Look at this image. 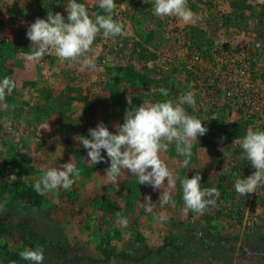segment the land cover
Segmentation results:
<instances>
[{"label":"rangeland","instance_id":"obj_1","mask_svg":"<svg viewBox=\"0 0 264 264\" xmlns=\"http://www.w3.org/2000/svg\"><path fill=\"white\" fill-rule=\"evenodd\" d=\"M79 2L96 14L98 0ZM67 3L0 0V81L15 82L0 100V264H30L20 252L37 247L43 264H264V185L246 196L234 189L255 171L241 140L250 128L264 129V0H187L189 21L154 15V0H115L123 31L96 35L85 54L95 67L54 53L28 61L27 27L48 12L66 18ZM49 92L72 99L59 105L43 98ZM187 92L195 102L183 107L207 132L192 141L187 165L174 144L160 157L172 188L165 178L153 190L127 170L109 182L102 162L89 166L84 147L74 145L98 122L115 131L128 96L139 105ZM65 162L78 169L72 187L36 192L43 171ZM197 173L201 189L218 193L205 197L214 203L202 213L183 201L181 180ZM163 190L174 205L161 204Z\"/></svg>","mask_w":264,"mask_h":264},{"label":"clouds","instance_id":"obj_2","mask_svg":"<svg viewBox=\"0 0 264 264\" xmlns=\"http://www.w3.org/2000/svg\"><path fill=\"white\" fill-rule=\"evenodd\" d=\"M98 6L105 14L90 16L87 8L79 0H68L67 17L61 13L48 12L46 18H36L26 30V36L31 42V51L25 53L28 61H38L44 56L54 53L61 60H76L83 56L82 64L95 67L94 59L85 54L98 33L103 31L105 37L122 34L123 26L113 19L115 0H98ZM153 13L158 17L177 16L189 21L193 13L187 6V0H154ZM15 82L10 78L0 81V100L6 92H11ZM167 95V90H160ZM131 107L125 110L123 122L116 125L115 131H110L103 123L88 130L86 136L76 139L87 150V162L94 166L100 162L108 163L103 174L109 182H117L122 172L127 170L138 178L139 184L150 185L153 190L161 189L167 178L169 188L175 186L173 172L161 160L159 153L167 151L174 144L178 154L185 157L187 165L192 155V141L203 136L207 127L203 121L188 114L183 105L195 102L192 92H187L178 101L163 100L157 102L145 101L134 105L132 97H127ZM240 147L246 159L255 171L248 176H242L234 181V189L240 195L256 193V188L264 185V129H248L243 136ZM102 151L105 154H102ZM78 175L77 167L71 162H65L59 169L49 168L34 184V189L41 195L47 191L62 187L68 190L74 184ZM185 210L203 212L214 200L205 197L218 196L213 188L201 189L199 173L181 180ZM151 201L150 197L146 198ZM162 205H174L169 191L160 194ZM147 211L151 212L149 204ZM166 217L161 215L163 221ZM121 226L126 227L128 220L119 219ZM22 259L30 264H43V248H26L20 252Z\"/></svg>","mask_w":264,"mask_h":264},{"label":"trees","instance_id":"obj_3","mask_svg":"<svg viewBox=\"0 0 264 264\" xmlns=\"http://www.w3.org/2000/svg\"><path fill=\"white\" fill-rule=\"evenodd\" d=\"M93 10H94V12H95L96 14H97V13H99V14H105V13L103 12V10L99 8L98 4H95V5H94ZM68 90H70V89H68ZM165 90H166V89H165ZM141 95H142V94H141ZM64 96H65V100H66V99H67V100L72 99V98H69L68 96L66 97V95H63V93L60 94V95H58V96L55 97V98H52L53 96L51 95L50 92L47 94V96L45 95V97H43V98L46 99L47 101H50V99H54V101L58 102V104L61 105V104H64V103H65V102H64L65 100L63 99ZM147 99H148L149 101H151V99H149V98H147ZM144 101H145V99L142 100V101H140V102L142 103V102H144ZM29 189H30V188H29ZM29 189L27 190L28 193L30 192V194H27L28 196L31 195L32 193H34V190L31 189V190L29 191Z\"/></svg>","mask_w":264,"mask_h":264},{"label":"crops","instance_id":"obj_4","mask_svg":"<svg viewBox=\"0 0 264 264\" xmlns=\"http://www.w3.org/2000/svg\"><path fill=\"white\" fill-rule=\"evenodd\" d=\"M24 60L26 61V59H24ZM12 61H13V60H12ZM23 66H24V65H23ZM12 68H13V67H12ZM66 85H67V84H66ZM46 87H47V86H46ZM64 88H65V87H64ZM47 89H48L51 93H54V90H52V89L50 90V88H48V87H47ZM58 95H60V94H58ZM58 95H57V96H58ZM57 96H56V97H57ZM92 100L95 101L96 99H92ZM95 102H96V101H95ZM95 105H97V104H95ZM95 105H94V107H93L94 110H96V106H95ZM82 112H83V111H82ZM79 144H80V142H78L77 144H76V142H74V145H79ZM78 152H80V151H78ZM82 153H83V154L87 153V150H86L85 148H83ZM102 154H105V155H106V153H104L103 151H102ZM159 154H160V157H161V156H163L164 154H166V152H165V151H161ZM105 164H106V162H102V167H103L102 169H104V171H105V169L108 167L107 164H106V166L104 167ZM126 179H128L127 176H122V178H121L122 181H123V180H126ZM119 180H120V179H119ZM119 180H118V181H119ZM123 182H124V181H123Z\"/></svg>","mask_w":264,"mask_h":264}]
</instances>
